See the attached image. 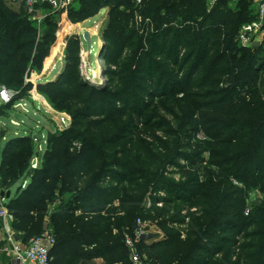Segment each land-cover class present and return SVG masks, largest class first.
<instances>
[{"label":"trees","instance_id":"trees-1","mask_svg":"<svg viewBox=\"0 0 264 264\" xmlns=\"http://www.w3.org/2000/svg\"><path fill=\"white\" fill-rule=\"evenodd\" d=\"M37 8L48 13L39 28L22 1L0 0V84L7 89L23 85L17 80L18 53L32 49L35 60L46 58L60 29L61 16L47 5ZM104 10L99 31L105 53L116 50L117 58L132 47L126 58L130 64L116 71L119 62H108L105 69L109 80L117 78L120 90L78 80V37L66 41V50L63 40L59 43L67 67L56 82L38 85L37 90L56 109L69 112L71 129L49 135L50 148L35 169L30 139H10L0 151L2 189L10 194L19 184L18 192L3 204L13 217V231L24 242L37 236L60 185L69 197L49 217L56 240L52 263L102 259L104 264H131L123 245L124 228L119 226L113 234L111 226L103 224L104 216L116 213L113 203L119 189L101 185L107 180L127 184L131 177L121 171L126 164L107 149L123 143L128 145L125 153L133 150L134 144L127 142L131 126L120 120L126 111L145 117L155 100L185 97L188 130L175 143L161 144L165 156H158L164 164L180 168L185 180L175 183L157 172L124 193L120 204L125 206L126 233H132L137 219L156 221L162 235L139 242L142 264H264V242L239 244L246 229L264 227V205L248 213L245 206L251 193H264V47L252 51L235 42L240 26L254 19L252 2L218 0L208 11L204 0H141L138 5L134 0H79L68 9L66 21L77 25ZM134 18L143 32L148 19L151 32L138 35L134 28L129 30ZM90 117L98 120L78 128ZM187 136L192 148L184 144ZM184 146L190 150L182 152ZM146 158L157 155L148 153ZM179 160L186 168L178 166ZM24 181L28 186L21 190ZM146 201L149 209L144 208ZM173 203L178 205L170 216L157 208Z\"/></svg>","mask_w":264,"mask_h":264},{"label":"rangeland","instance_id":"rangeland-1","mask_svg":"<svg viewBox=\"0 0 264 264\" xmlns=\"http://www.w3.org/2000/svg\"><path fill=\"white\" fill-rule=\"evenodd\" d=\"M78 2L79 0H73L72 5L75 7L78 5ZM105 12V10L102 11L96 19H91L77 25L70 24L64 20V18H61L60 20L57 19L59 20L58 25L60 29L56 33L55 41L49 47L46 58L35 60L32 49L18 53V61H20V63L19 65L16 63L19 72L17 80H23L22 87L18 90L7 89L4 85L0 84V151L10 139L26 137L30 139L31 146H33V156L31 161L34 162L37 168L39 167V164L43 163V154L45 150L50 148L47 146L49 135H57L71 129L72 119L69 112L65 109H56L55 105L51 103L46 96H44V98L43 94L40 95V92L37 90L38 85L56 82L60 75L65 71L68 62L66 63L65 52H62L61 45H59L62 40L66 50V41L68 39H73L74 36H77L79 39L78 45L80 51L77 56V62L74 64L78 71V80L85 83V85L88 84L98 88H107L108 85H110L111 90H120V87H118L116 83L117 78L115 77L114 79L109 80V77L105 74V69L108 68V62H111L110 64L119 62L117 69L111 67V70L116 69V71L124 67L126 64H130L127 62L128 60L126 58L129 56L132 47H127L122 50L121 55L117 58V54H115L116 50L111 52V49L108 48L107 53H105L104 43L100 38L99 31V26L105 21ZM32 21H34L35 25L39 28V23L35 20ZM139 22L138 18H134V22L129 25V30L134 28L138 35L151 32L153 26L150 25L148 19L145 21V24H147L148 27L144 32L141 30L142 26H139ZM69 31L70 33L68 34ZM73 60L74 59L71 61ZM4 89L9 93L7 100L6 97H1V92ZM186 104L185 97L177 99L176 102L161 98L155 100L150 105L145 117H135V115L126 111V114L120 118L121 122H128V126H131V131L129 132L132 134L130 137L132 139L127 142H132L134 147L129 153H125L127 152L125 151V148H127L128 145H123V143L118 146L109 147L107 149L108 152L105 148L107 153H115V158L119 163L126 164V167L121 169V171L126 173L127 176L131 175L127 184L124 183L119 185L107 180L101 185L102 188H109V186H112L113 188L119 189V199L113 203V206L116 208L115 215L112 217L104 216L103 220L104 225L111 226L113 234H116V230L119 226L124 228L122 231L123 234H127L126 230L128 221L125 218V206L120 204V200L123 198L124 193L134 186L145 183L148 178L157 172H163L165 178L172 180L175 183H182L185 180L180 168L164 164L163 159L165 153L159 146L166 142L173 144L180 138V133L183 135V131L187 132L188 128L183 112ZM117 111L120 112L115 105V112ZM109 112L111 111L109 110ZM94 120L98 119L90 117L86 123H83L82 127L78 128L85 129L84 124L90 123ZM96 133L97 131H91L92 136H95ZM185 138V146L186 144H190L192 148L193 141L189 140L188 136ZM126 139H124L125 142ZM185 146L184 149H181L182 152H188L190 150V148L186 149ZM57 150L58 149H56V151ZM148 153L157 155V158L147 159L146 157ZM158 156H162L161 158L163 159L159 160ZM178 164V166L184 168L187 166L183 160H179ZM206 166L207 164L202 167ZM86 178H88V176L85 177V181ZM27 183L28 182H26L24 189L28 186ZM234 184L241 187L239 184ZM18 190L19 184L11 188V193L9 195L14 196ZM61 191H65V194L61 193ZM0 193H3L4 196L7 193L5 189H2L1 184ZM61 194H63V196H61ZM68 197L69 194L66 188L64 189L60 185L57 186L54 200L49 203L48 209L44 215V225L47 223L46 218L49 219L50 214L56 209L59 203H61V201H66ZM4 200L6 201V199ZM177 205L178 203H173L168 206L158 204L157 208L164 210L168 213V216H170L174 213V209ZM262 205H264V193L255 191L254 193H251L246 200V213L252 211L256 206L258 208ZM149 206V201H146L144 203V208L149 209ZM149 212L150 216H155L156 218L157 214L155 212H151V210ZM77 214H79V212H77ZM148 223L150 238L147 242L155 241L156 239L154 240V238H156V236H159L158 239H160L162 234L156 226V221ZM46 227L51 229L49 220ZM176 228L184 230L185 226H176ZM260 231L262 232L258 235ZM254 235H258V237H254ZM256 241L264 242V227L261 225H253L246 229L239 238V244L250 245ZM87 264H104V262L102 259H94L87 262Z\"/></svg>","mask_w":264,"mask_h":264},{"label":"built area","instance_id":"built-area-1","mask_svg":"<svg viewBox=\"0 0 264 264\" xmlns=\"http://www.w3.org/2000/svg\"><path fill=\"white\" fill-rule=\"evenodd\" d=\"M22 1L31 20L37 23L48 14L46 10L38 9L37 6L47 5L52 13H56L66 20L67 11L73 4V0H19ZM207 10H211L218 0H204ZM237 2L238 0H231ZM254 9V19L244 23L238 29L235 35V42L238 46L252 51L264 47V0H250ZM135 4L141 3V0H134ZM9 93L4 90L1 97H7ZM35 169V164H32ZM26 181L21 184V189L25 188ZM1 198L0 203V254L6 258L5 264H53L51 251L55 245V236L52 229L42 227V231L35 237L24 242L13 231V217L8 213ZM148 222L137 219L135 227L131 234H124L123 245L125 246L128 259L131 264H142V258L138 251V244L142 240H148Z\"/></svg>","mask_w":264,"mask_h":264},{"label":"crops","instance_id":"crops-1","mask_svg":"<svg viewBox=\"0 0 264 264\" xmlns=\"http://www.w3.org/2000/svg\"><path fill=\"white\" fill-rule=\"evenodd\" d=\"M4 202H5V200H4ZM96 260H100V259H96ZM5 262H6V258L0 254V264H5ZM88 262H90V261H88ZM82 264H87V262H84Z\"/></svg>","mask_w":264,"mask_h":264},{"label":"water","instance_id":"water-1","mask_svg":"<svg viewBox=\"0 0 264 264\" xmlns=\"http://www.w3.org/2000/svg\"><path fill=\"white\" fill-rule=\"evenodd\" d=\"M0 197H1L2 199H3V197H4V199L7 200V199L9 198V192H7L5 196L3 195V193H0Z\"/></svg>","mask_w":264,"mask_h":264}]
</instances>
